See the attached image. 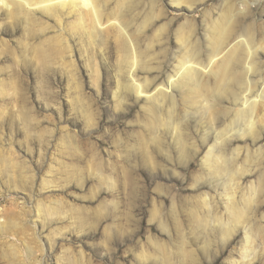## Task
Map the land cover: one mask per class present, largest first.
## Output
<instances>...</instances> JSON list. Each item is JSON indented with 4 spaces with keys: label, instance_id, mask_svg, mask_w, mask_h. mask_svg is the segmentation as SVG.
I'll use <instances>...</instances> for the list:
<instances>
[{
    "label": "rangeland",
    "instance_id": "374dc122",
    "mask_svg": "<svg viewBox=\"0 0 264 264\" xmlns=\"http://www.w3.org/2000/svg\"><path fill=\"white\" fill-rule=\"evenodd\" d=\"M21 1L12 15L0 4V264H264V51L247 77L259 100L254 137L215 141L242 108L232 95L212 102L209 128L188 87L171 91L162 108L174 107L186 156L169 130H155L160 104L137 99L124 59L126 40L151 68L136 77L152 95L175 71L178 32L191 30L206 64L210 30L229 11L228 49L248 38L264 49V0H93L95 26L81 0L53 15L27 7L44 0ZM215 142L245 170L233 189L203 161ZM227 195L252 201L224 237L206 216L227 222Z\"/></svg>",
    "mask_w": 264,
    "mask_h": 264
},
{
    "label": "bare ground",
    "instance_id": "6f19581e",
    "mask_svg": "<svg viewBox=\"0 0 264 264\" xmlns=\"http://www.w3.org/2000/svg\"><path fill=\"white\" fill-rule=\"evenodd\" d=\"M44 1L38 3V4H40L39 6L31 3V5L29 4L27 7L33 11H36V10L41 11L45 15L46 14L47 15L48 14L53 15V13L55 14V12L57 11V5H62L63 4L62 2L64 0H57V2H54L53 0H47L45 2ZM70 1L74 2V0H70ZM81 1L82 2L80 3V1H79V3L82 4V6L88 11V13H90V15H92L93 21H94V26L100 25V23H99L100 15L98 14L99 11L96 9L97 6H95L94 1L93 0H81ZM172 1L175 4H177L178 6L184 2V0H172ZM22 2H24V1H21V0H0V4L2 5L3 8H5L7 10L8 15L14 14V11L20 10L22 7L24 8L25 3H22ZM67 3H64V5ZM239 3H241L240 5H244L245 0L244 1L241 0V2L239 1ZM240 5H238V6H240ZM24 10H25V8H24ZM231 14L232 13H230V11L229 12H223L220 15L219 19L214 23V25L211 28L210 35L208 38L209 48L207 50V55H206L207 59H208V63H206V64L202 61V59H200L199 53L195 49L194 43H192V39H193L194 35H193V33L189 34V31L191 32V30L189 29V31L186 33L183 30L178 32V36L176 37V39H177V43L179 45V51L177 53H174V55H175L174 59L176 60L175 62H177V65L173 68V69H175V71L173 70L174 71L173 75L169 76V82L167 83L168 86L164 87V85H163L160 89H157V91L152 93V95H149L150 92H148V83L145 82L144 85L142 83H141L142 85L140 83L138 84L137 81L139 78L136 77V74L138 71L146 70V72H147V71H151V68L148 67V64H146V62H144L139 57H137L138 54H137V56H135L136 54L131 52V49L129 48L130 44L129 43L127 44V42L125 40V43H126L125 46H126L127 50H126V55H125L124 59H125V63H127L126 65H130V69L127 70V74L129 77L128 82L131 81L130 82L131 84L129 86L133 88L134 92L136 93L137 99L141 100V95H145V100L148 102H151V104L154 102H159L160 108L157 109L158 110V112H157V114H158V118H157L158 125H157V128L155 130H157V132H158V127L165 128V129H167V131L169 130V132H170L169 134L170 135L172 134V137H174V139H172V140L176 139L177 144L181 146V149L179 148L180 153L182 152L184 156H186L187 152L185 151L186 147L184 148V144L181 141L180 135L178 132V129H179L178 125L179 124L176 123V120H175V116H174L175 109H174V107H167V106L162 108V106L164 104L168 105V103H165L166 100L168 101V100H171V98H173V94L171 95V91H173V89H175L176 87H182V88H184L183 86L188 87L187 90H185V93H187L186 94L187 99H188L187 101L189 103H191V105H193V107H194V105H195V107L197 106V108L201 107L198 109H202V111L203 110L205 111L203 113L208 114L207 119L209 118V123H210L209 128L213 127V125H214V121H213L214 119L213 118L215 117L214 116L215 112H217L213 108L214 106H213L212 102H215L219 98L222 99L223 97H225L227 95H232V97H234V99H235L234 100L235 104H239L242 106L241 109L238 108V109H236L237 111H234V115L232 114L235 117V119H233L234 122L232 123L231 128L227 129V127H228V125H227V127L225 129L223 128V130L218 131L216 133L215 141L217 140L218 144H219L220 140H222V142H223L224 141L223 138H225V137L232 139V137L235 136L239 140L242 138H245L247 136L248 137L249 136L254 137V126H255L254 114L256 113L257 105L259 106V104H258L259 100H258V96L254 97V95H253L254 92L252 93L253 90H252V86H251V81L247 80V77L249 76V74L254 73L256 71V68H255L256 62H255L253 55L256 54L259 50L264 51V49H262L260 46L257 47L254 44V42L251 40V38H248V40H247L246 46L247 45L249 46L247 48H246L245 44L240 42L241 45H236L235 47L228 49V47L231 43L230 34L232 33L231 29H230L231 28V21H232L231 17H230ZM50 17H52V16H50ZM120 36H122V34H120ZM165 43H166V41L163 42V44H165ZM145 60H147V59H145ZM238 68L240 70L242 68L241 72L237 71ZM205 73H207L208 76H210V75L213 76L214 82L212 83V85L211 84L209 85L208 81H207V83L206 82L204 83L202 81L203 74L205 75ZM121 87H122V89H126V86H124V84L123 85L121 84ZM169 90H170V92H167ZM126 91H127V89H126ZM169 102H171V101H169ZM159 109H161V111H159ZM198 109H195V110H198ZM161 112H163V114ZM195 113H198V112L195 111L193 114H195ZM161 114H162V116H161ZM206 114H203V115H206ZM230 117H231V115H230ZM153 121H155V119ZM211 122H213V123L211 124ZM197 123H199V122H197ZM151 131L153 132V130H151ZM156 133L153 134L154 137L150 139L151 140L150 142L160 143V138ZM206 134H207V132H206ZM225 141H227V139ZM216 142H215V144H216L215 147L213 146V148L208 150L207 155L203 161L206 164L205 166L208 167L209 169H211L212 175H217L221 179L223 178L225 180V182H227L225 184H229L230 188L233 189L232 187H234L236 185L235 179H236L237 174H239V176L242 177V174L245 172V170L240 169L238 171V173H237V171L235 172L230 167L228 160L224 157V155H223L224 153H222V151L219 150V146ZM243 176H245V175H243ZM214 177L215 176H213V178ZM250 191L251 192L255 191L253 189V186L250 187ZM224 196H226V195H224ZM227 201L230 202V206H228L229 208H227L228 218L225 217L226 219H228L227 222H224L222 220V217H218V216H212L211 217L209 214L210 212H208V214L206 216V218H210V220L212 219L213 222L216 223V225L218 226L220 234H222L224 237L230 236V234H232L231 232H232L234 227H237L240 225L243 226V224L246 222L247 214H248L247 211H248L249 206L251 205L252 197L250 196V197L245 198L243 200L242 205H237L238 203L234 202L233 195H227ZM204 202H203V204H204ZM205 204H206V202H205ZM210 208H212V207L210 206ZM203 222H204L203 224L205 226H208L209 222L207 220H203ZM162 224H160V225L165 227L164 226L165 223H162ZM245 225H247V224H245ZM252 239L253 238H251L250 234L248 232H246L245 233V248L242 251L244 257L247 256L248 249L252 248L251 245H252V242L254 240V239L253 240Z\"/></svg>",
    "mask_w": 264,
    "mask_h": 264
}]
</instances>
